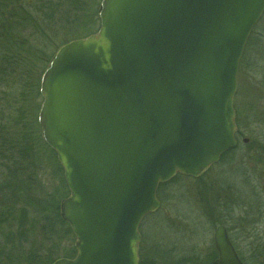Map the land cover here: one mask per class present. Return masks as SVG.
Returning <instances> with one entry per match:
<instances>
[{"label": "water", "instance_id": "1", "mask_svg": "<svg viewBox=\"0 0 264 264\" xmlns=\"http://www.w3.org/2000/svg\"><path fill=\"white\" fill-rule=\"evenodd\" d=\"M263 12L264 0H101L97 31L56 50L37 121L76 254L51 264L139 263L159 184L199 177L236 145V76ZM213 239L212 264H241L223 225Z\"/></svg>", "mask_w": 264, "mask_h": 264}, {"label": "rangeland", "instance_id": "2", "mask_svg": "<svg viewBox=\"0 0 264 264\" xmlns=\"http://www.w3.org/2000/svg\"><path fill=\"white\" fill-rule=\"evenodd\" d=\"M91 1L95 6L98 0ZM24 2H27L34 12L37 1L24 0ZM3 19H0V54L9 52L10 55H14L21 50L20 54L25 57V60L19 63H22L20 69H29L31 66L33 68L29 81L26 82L14 78V75L7 71H1L3 74L0 73V129H7L14 134L25 126L28 137L32 139V142L28 141V147H32L40 165L35 169V181L39 183L41 190L52 191L53 194L57 176L51 173L50 161L44 155L46 152L43 148L44 144L39 142L40 145L37 146L38 135L40 138L42 135L41 128L35 126V112L38 113L42 97L37 95L32 84L37 81L38 74L45 65L44 59L52 54L54 46L45 42L37 32L35 33V29L26 24H23L24 27L15 29L12 26L15 23L14 19L10 20L8 17ZM253 42L246 57L242 58L236 76L237 87L233 107L237 111L236 127L241 130V134L237 145L238 150L231 151L228 156V158L235 157L234 163L240 162L246 170L251 169L245 157L247 151L252 148L264 149V37L261 39L259 36ZM33 48L39 50L37 56ZM13 63L12 60L10 66H16ZM242 139L247 141L242 142ZM9 164H11L9 161L6 162L0 158V188L4 187L5 181L8 180L6 179L9 173L7 171L12 169ZM216 167L212 166L203 177H182L172 183L167 190L165 202L156 212L142 220L139 233L145 236V245H147L145 254H148L156 264H170V261L171 264H181V261L186 259L197 262L203 256L212 255L210 250L214 228L222 222L224 224L228 222L227 224L231 225L232 222L229 219L233 217L232 213L235 214L232 209L234 204L221 198L222 192H225L221 188L229 175L216 176L214 180ZM223 169L228 171L229 166ZM255 178L264 180V172H258ZM4 203L9 204L0 192V215L4 210L5 206H2ZM11 206L9 209L12 216L8 217V221L14 217L15 209L18 208L13 204ZM27 217H32L29 211H27ZM11 224H13L12 220ZM7 227L8 223L0 221V233ZM34 227L35 225L32 224L31 236L33 241L38 243L39 231ZM1 241L3 242L4 239L0 235V243Z\"/></svg>", "mask_w": 264, "mask_h": 264}, {"label": "trees", "instance_id": "3", "mask_svg": "<svg viewBox=\"0 0 264 264\" xmlns=\"http://www.w3.org/2000/svg\"><path fill=\"white\" fill-rule=\"evenodd\" d=\"M36 1L37 5L33 9V12L31 6L27 2H24V0H0V19H6L7 17L10 20L14 19L15 23L12 26L15 29L17 27H24L23 24H26L33 30L35 29V33L37 32L45 42L53 44L54 49L52 54L44 59L45 65L41 68L37 81L32 84L35 87L37 95L40 96L39 82L41 74L57 48L70 40L83 38L97 31L101 0H98L95 6L91 0ZM34 15L36 16L34 17ZM262 33L264 34V13L249 35L239 68L242 58L246 57L250 45L254 44L253 41L259 36L261 39L264 37ZM57 38H60V40H57ZM258 43L255 44L258 45ZM21 52L19 50L14 55H10L9 52H1L0 73H2L1 71H7L14 75V78L26 82L29 81V75L32 73L33 66L29 69H20L22 63H19L25 60V57H22L20 54ZM24 52L26 53L27 50ZM33 52L37 56L39 50L34 49ZM12 60L14 62L13 65L16 64L14 67L10 66ZM23 74L24 76H22ZM235 112L236 123L237 111L235 110ZM35 126L36 128H40L37 122V112H35ZM237 133L241 134L239 128L237 129ZM28 141L32 142V139L28 137L25 126L14 134L10 133L7 129H0V158L6 162L9 161L11 163L9 165L12 168L7 171L9 172L6 177L8 180L5 181L4 187L0 188V192L10 206L11 204L15 207L18 206L15 209L16 214L11 219L13 224H11V220L8 221V217L12 216V213L10 214V206L7 203L2 205L5 207L3 212H1L0 221L8 223V227L0 233L4 239L0 243V264H51L58 257L72 258L76 254L74 247L75 236L70 225L61 214V201L69 195L62 167L57 161L54 150L38 135L37 146L40 145L39 142L44 144L43 148L46 149L44 155L50 161L51 173L55 177L57 176L56 189L53 194L52 191L41 190L39 183L35 181V169L40 166L39 161L32 147H28ZM182 177L186 176L177 174L171 180L159 184L156 196L160 202V206L165 202L167 190H169L172 183ZM27 211L32 215L31 218L27 217ZM32 224L39 231L40 240L38 243L34 242L31 236L33 232ZM141 238L138 264H156L153 259L149 258L148 254H145L147 245H145L144 234H141ZM181 264L198 263L194 260L186 259L181 261Z\"/></svg>", "mask_w": 264, "mask_h": 264}, {"label": "flooded vegetation", "instance_id": "4", "mask_svg": "<svg viewBox=\"0 0 264 264\" xmlns=\"http://www.w3.org/2000/svg\"><path fill=\"white\" fill-rule=\"evenodd\" d=\"M239 137L236 127V146L223 153L217 162L211 164L199 177L206 175L212 166H217L214 171V180L216 176L229 175V178L225 179V185L221 188L225 190L221 198L234 204L232 209L235 214L232 213L233 217L229 219L232 222L230 226L228 222L226 224L222 222L216 227L224 226L228 240L241 264H264V180L255 178L258 172H264V149L252 148L247 151L245 157L251 169L246 170L240 162L234 163L235 157L228 158L229 153L237 149ZM246 141L242 139V142ZM221 160L222 163H220ZM228 166L229 170L225 171L223 168ZM212 240L210 250L212 255L198 259V264H212L218 257L213 235Z\"/></svg>", "mask_w": 264, "mask_h": 264}]
</instances>
